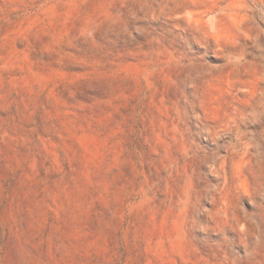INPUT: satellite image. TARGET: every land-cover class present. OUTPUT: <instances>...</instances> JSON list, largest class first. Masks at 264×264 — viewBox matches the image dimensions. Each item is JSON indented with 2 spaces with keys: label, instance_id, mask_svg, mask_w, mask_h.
<instances>
[{
  "label": "rangeland",
  "instance_id": "rangeland-1",
  "mask_svg": "<svg viewBox=\"0 0 264 264\" xmlns=\"http://www.w3.org/2000/svg\"><path fill=\"white\" fill-rule=\"evenodd\" d=\"M0 264H264V0H0Z\"/></svg>",
  "mask_w": 264,
  "mask_h": 264
}]
</instances>
